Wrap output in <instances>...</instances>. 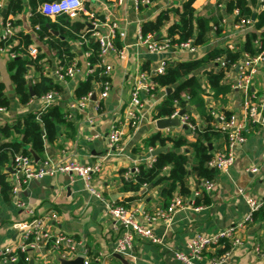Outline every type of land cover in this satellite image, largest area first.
Masks as SVG:
<instances>
[{
	"label": "crops",
	"instance_id": "0c3cea01",
	"mask_svg": "<svg viewBox=\"0 0 264 264\" xmlns=\"http://www.w3.org/2000/svg\"><path fill=\"white\" fill-rule=\"evenodd\" d=\"M84 1L86 9L94 11L100 21H115L119 25L116 36L110 38L109 27L97 25L95 28L86 14L70 17L71 21L89 23L91 28L84 25L82 32L90 31L91 36L98 40L94 34L99 31L105 41L111 45L105 59L106 64L113 67L111 87L108 96L101 101L99 109L95 105V100L86 103L83 109H69V105L77 100L74 95L77 86L87 79L90 68L86 50L81 44L83 35L81 38H71L62 35L60 30L52 29L56 36L68 42L71 47L70 53L73 54L72 60L76 61L79 67L74 78L64 79H60L57 75L61 62L58 49L51 47L49 37H45L44 40L38 39L39 29L32 24L28 0L23 12L12 15L15 27V35L12 37H18L21 32L34 35L35 41L28 50L33 57H37L40 53L45 54L43 60L45 75L52 77L63 88L57 96V103L62 106L65 113L70 111L74 116V119L58 126L59 137L55 141H46L43 153L38 154L40 160L52 159L60 163L71 158L83 165L100 163V171L92 174L91 186L101 192L103 198L97 197L82 178L64 173L30 180L18 197L37 215L55 211L57 218L48 222L49 229L54 233L64 232L76 238L79 242L78 253L87 250V257L80 256L89 259L91 264H184L176 254L187 251L188 241L197 233L211 234L241 223L250 210L248 200L253 199L257 202L264 200V128L254 124L248 125L247 140L235 146V163L227 172L220 174L210 193L209 204L197 208L186 202L184 207L176 211L169 224L156 218L153 221V231L161 242L152 243L137 239L132 251L122 255L124 261L116 255L115 241L119 232L115 220L108 213V205L125 202L128 197L134 195L133 192L124 190L122 171L133 169L141 163H152L155 156L151 154V150L154 148L146 145V139L158 132L163 136H185L190 140H194L195 135L194 130L189 126L183 127V123L165 130L157 127L156 120L159 118H156V110L169 95L166 91L167 87L159 88L149 95L142 93L143 103L137 113L138 124L135 128H131L122 123L124 135L118 145L110 144L108 133L119 121L123 122L132 88L143 74L146 82L149 83L151 73L163 61L176 62L199 58L212 49L220 47L236 49L244 44L249 32L255 30L261 33L264 27L260 30L255 28V12V18H250L253 23L240 25V20L235 21L233 14H225L226 8L219 6L221 0H196L197 13L213 17L212 26L215 20H220L219 26L223 31L217 34L214 26L209 41L197 47L195 51L170 47L161 53H152L139 40L143 23L155 20L164 10H181L183 0H156L142 7H137L134 0ZM262 7L260 5V9ZM260 9L258 6L256 10ZM3 10L0 11V80L5 83L10 106L0 110V123L6 124L14 123L25 115L37 112L42 106V101L40 98H33L28 103L22 104L15 92L7 67L11 58L10 52L1 50L5 16ZM223 14L225 16L221 18ZM59 18L60 16L50 19L58 22ZM177 18L178 14L172 11L171 19L162 29L161 36L167 34L168 27ZM17 43L18 39L8 46L11 48ZM249 59L248 55H244L237 65L240 66L239 70L236 66L226 73L224 82L232 86L230 92L215 97L204 95L207 112L230 113L241 121L247 110L246 103L250 102L257 105L264 113V61L246 65ZM39 76V72L32 69L29 74V84ZM199 76L205 84L207 75L204 69ZM246 76L250 77L248 89L238 88L237 82ZM206 90L210 92L208 88ZM101 91L102 86L97 85L96 93L99 94ZM188 112L197 126L207 123L204 113L198 106L190 105ZM215 145L225 150L228 143L220 137L215 141ZM253 167L258 171L253 172L251 170ZM189 174L188 182L193 189L196 178L192 173ZM159 191L160 186L147 188L145 196L132 201L130 206L138 208L140 212L154 214L157 209L162 208ZM115 194L123 196L115 200L112 198ZM29 218L27 211L17 205L15 198L12 204H4L0 213V245L16 243L18 232L13 223ZM239 234L243 244L230 246L231 254L226 264H264V255L257 252L258 249L264 251V212L258 211L253 222L245 223L239 228ZM212 254L213 252L207 253L208 256ZM55 263L59 264L57 260L50 264ZM203 264L206 262L204 261Z\"/></svg>",
	"mask_w": 264,
	"mask_h": 264
},
{
	"label": "trees",
	"instance_id": "16d2710c",
	"mask_svg": "<svg viewBox=\"0 0 264 264\" xmlns=\"http://www.w3.org/2000/svg\"><path fill=\"white\" fill-rule=\"evenodd\" d=\"M26 1L8 0L6 4L7 14L4 19L13 18L12 15L23 12L26 8ZM45 1L51 0H28L32 12V24L35 27L40 25L37 32L38 39L44 40L45 37H49L51 47L58 49L61 64H68L73 59V54L70 53L71 47L67 41L56 36L52 29L60 30L62 35L71 38H81L83 35L81 42L83 49L91 53L88 61L93 72L88 74L86 80L79 83L74 95L78 99L89 93L97 92V85L109 79L103 75L104 67L101 65L99 41L91 36L90 31L82 32L84 25L91 28L90 24L82 21H71L70 17L65 14L60 16L58 22L51 21L38 9L39 5ZM154 1L156 0H151V3ZM195 2L196 0H183L181 10L167 9L162 11L155 20L143 23L141 33L144 36L153 33L158 36V40L168 38L172 45L188 40H191L196 47L205 45L210 39L214 26L217 34H220L223 29L219 26L220 20H215L214 26H212L213 17L199 15L195 8ZM260 5L263 6L262 9H260ZM258 6L260 10L257 11ZM234 9L240 11L239 15L234 17L235 21L252 18L255 12V28L260 30L264 27V0H227L225 14H232ZM172 11L178 14V18L168 27L167 34L161 36L162 29L171 19ZM225 14L221 15V18H224ZM12 23L14 25V18ZM17 36L2 40L1 48L18 39L17 45H13L9 49V52L16 53V56L10 58L7 67L20 102L26 104L33 98H41L51 91L62 92V85L44 73L43 60L45 54L40 53L37 57H33L28 50L35 41L34 35L21 32ZM263 51L264 31L257 33L254 30L247 34L241 47L236 49L220 47L212 49L199 58L176 62L167 61L163 73H151L150 82L154 85L153 92L164 87L174 88L173 92L158 105L156 118L172 117L177 111L188 109L190 105H196L204 113L207 123L197 126L195 120L191 116L189 117L188 122L195 126L194 140L185 136H163L161 132L146 139V145L149 147L161 146L168 147V149L155 156L150 165L141 163L136 166L138 171H135L129 179H125L123 176L128 169L122 171L124 190L133 192L134 195L128 197L125 202L116 203L117 205L130 207L132 201L145 196L147 188L155 186H160L162 209L167 208L177 195L182 197L185 204L189 199V203L193 206H203L210 203V193L204 190L195 196L193 201L191 198L196 190L201 189V184L205 181L217 182L220 173L209 163L214 153L219 150L215 141L223 137L228 143V134L217 126V119L212 115V111H206L204 95L215 97L230 92L233 89L232 86L224 82L226 73L235 68L244 55L256 58L264 53ZM32 69L40 74L39 78L32 82L34 96L31 95L29 88V74ZM203 69L207 75L205 84L199 76ZM184 96H188L189 100ZM9 106L10 99L6 93L5 83L0 80V107L6 109ZM186 114L191 115L188 111ZM225 115L229 117L231 114L225 113ZM66 121L69 120L65 118L62 106L55 103L43 110L40 109L25 115L14 123H0V213L4 204H12L14 200L9 180L11 173L9 167L13 164L15 156L19 153L32 156L30 151L24 148V144L31 147L36 153L42 154L46 141H55L59 137L58 126ZM210 144H212V148H210ZM189 173H192L196 178L193 189L188 182ZM260 211L264 212L263 209ZM229 248L230 245L227 244L223 249L218 250L217 254H222ZM17 258L15 264H29L25 252H18ZM0 264L4 263L0 262Z\"/></svg>",
	"mask_w": 264,
	"mask_h": 264
},
{
	"label": "built area",
	"instance_id": "2783aa9c",
	"mask_svg": "<svg viewBox=\"0 0 264 264\" xmlns=\"http://www.w3.org/2000/svg\"><path fill=\"white\" fill-rule=\"evenodd\" d=\"M8 0H0V11L6 8ZM119 2L122 0H118ZM136 6L139 7L141 4H150L151 0H134ZM221 8H226L225 0H221L219 3ZM39 11L50 18H56L61 15H68L69 17H75L80 14H86L89 17V20L96 28L97 25H106L109 27V36L114 38L116 36L119 25L115 21H100L94 11L87 10L85 7L84 0H51L45 1L39 5ZM239 9H234L233 15H239ZM32 12L30 11V16ZM13 18L9 17L4 19V34L3 39L6 40L13 35H15V27L13 25ZM253 23V20L241 19L240 25H249ZM37 29H40V26H36ZM98 37L100 43V56L102 57V66L104 67L103 75H105L109 80L102 82V91L96 94L95 105L99 109L101 106V101L106 98L109 94L111 87V72L113 67L106 64L105 59L109 53L111 45L105 41L101 36L99 31H96L95 34ZM139 40L143 43L147 49L152 53H161L167 50L170 47H179L182 50L195 51L196 46L193 45L191 40L184 41L180 44L172 45L170 39L165 38L158 40L153 33H149L144 36L142 33L139 34ZM259 43V41H256ZM82 44V42H81ZM10 46L1 48L3 52H9ZM233 48V47H231ZM90 52H86V56L89 57ZM11 57H15L16 53L10 52ZM264 61V53H261L256 58H250L246 65H249L252 62ZM223 62V61H222ZM167 61H163L161 65L153 71L154 74L163 73L166 68ZM224 64V62L222 63ZM88 66L90 64L88 62ZM79 67L76 61L72 60L68 64L59 65L57 75L60 79L64 78H74ZM93 70L89 68L88 74H91ZM250 83V77H242L237 82V87L243 90H247ZM154 90V85L152 82H146V77L143 74L135 83L131 92V99L127 105L125 111V118L122 121H119L112 130L108 133L107 138L111 145H118L124 135L122 128V123L131 128H135L138 124V110L142 106L143 99L142 93L152 94ZM89 93L86 96L78 98L74 103L69 105V109L83 107L89 101L93 100V94ZM57 91L48 92L46 95L41 97L42 106L41 110L57 103ZM189 100L188 96H185ZM246 112L243 120H239L236 115L226 116L224 113L218 114L212 112L218 119L217 126L228 134V145L227 149H219L214 153L212 160L209 165L214 167L220 174L227 172L230 167L235 163L236 156L234 153V148L236 145L243 144L247 140L246 132L249 129V124L258 125L264 128V113L258 108L257 105L251 104L250 102L246 103ZM0 110H5V108L0 107ZM180 111V110H179ZM177 111L172 117H179L181 123L186 124L193 130L195 126L192 123H189V115L184 114L179 115ZM65 113V112H64ZM65 118L67 120L74 119L73 114L69 111L65 113ZM150 165V164H149ZM101 169L100 163H94L91 165H83L76 161L75 159L68 158L63 162H55L52 159H44L36 162L33 156L17 154L14 158L13 164L9 167L10 173V183L12 186L11 192L16 199L17 205L20 208H23L27 211V214L30 216L29 219L17 220L13 223L14 228L18 232V241L13 244L0 245V262L4 264H15L17 262V253L25 252L27 255V260H33V264H50L53 261H56V253L60 254L63 258H72L78 255H83L84 257L88 256L87 250L83 253H78L79 242L73 236L66 234L64 232L54 233L49 229L48 222L55 221L57 218V213L55 211H47L46 213L37 215L34 213L33 209L30 208L25 202L21 201L18 197L20 191L24 188L30 180L33 179H42L46 176H56L58 174H69L71 176L76 175L77 177L82 178L90 190L97 195V197L103 198L102 193L91 186L92 174L94 172H99ZM253 172H257L258 169L253 167L251 169ZM137 172L138 169L134 167L133 169H128L124 173V178L129 179L134 175V172ZM216 182L205 181L201 184V189L196 190L191 198L192 201L195 196L199 195L201 191H206L211 193ZM189 202V199H187ZM187 202V203H188ZM248 204L250 210L244 221L237 223L233 226H229L223 230H219L211 234H202L197 233L193 238L188 241L187 251L177 252V258L184 264H203L205 261L206 264H226L228 258L231 254V249L224 251L222 254H217V249L224 248L227 244L230 246H239L243 244V239L239 234V228H241L245 223L253 222L255 218V213L264 210V200L257 202L256 200L249 199ZM185 206V203L182 201L181 196H175L171 204L167 208H159L155 211L154 214L149 212H140L138 208L130 206L125 207L122 205H117L111 203L108 205V213L115 220V226L118 229L119 235L115 241V252L117 254L127 255L132 251L134 243L137 239L146 240L152 243H160L161 240L155 235L153 231V221L158 218L161 221L169 224L176 211ZM197 208L202 206H196ZM32 217V218H31ZM216 251V252H215ZM208 252H213L211 256H208ZM258 253L264 255V251L260 249L257 250ZM87 260L85 264H91L90 260Z\"/></svg>",
	"mask_w": 264,
	"mask_h": 264
},
{
	"label": "water",
	"instance_id": "95a60500",
	"mask_svg": "<svg viewBox=\"0 0 264 264\" xmlns=\"http://www.w3.org/2000/svg\"><path fill=\"white\" fill-rule=\"evenodd\" d=\"M7 13V9L3 10V15H6ZM255 18V13L253 16V19ZM158 36H156L157 38ZM240 66H237V69L239 70ZM29 88H30V92L31 95L34 96L35 93L33 91L32 88V84H29ZM174 90L173 87H167L166 91L168 94L172 93ZM93 100H96V94H93ZM188 109H181L179 111V115L182 116L185 113H187ZM156 125L159 129L165 130L167 128L170 127H174V126H180L181 125V121L179 119V117H166V118H159L156 120ZM183 127L187 128L186 124H183ZM24 148L29 150L31 155L34 157L36 162L40 161V156L38 155V153H36L31 147H29L28 145L24 144ZM210 148H212V144H210ZM166 151V147H158V148H154L151 150V154L153 156H157L158 154H160L161 152ZM123 196L122 194H115L112 196L113 199H118L119 197ZM117 257H119L121 260L124 261V257L122 256V254H116ZM56 260L59 262V264H85V258L83 256H76V257H72V258H63L62 256H60V254L56 253ZM29 264H33V260L30 261Z\"/></svg>",
	"mask_w": 264,
	"mask_h": 264
}]
</instances>
